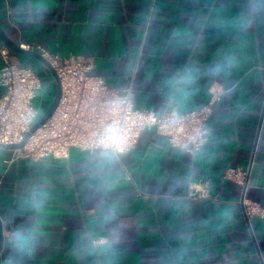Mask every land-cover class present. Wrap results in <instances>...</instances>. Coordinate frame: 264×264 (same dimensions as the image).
Returning <instances> with one entry per match:
<instances>
[{"label": "crops", "instance_id": "1", "mask_svg": "<svg viewBox=\"0 0 264 264\" xmlns=\"http://www.w3.org/2000/svg\"><path fill=\"white\" fill-rule=\"evenodd\" d=\"M0 25L20 47L92 59L157 114L226 88L195 153L153 128L119 155L0 149V263L264 264V215L248 222L242 203L264 208V0H0ZM33 59L12 49L14 63ZM237 166L251 170L245 193L222 176ZM205 178L211 197L194 198Z\"/></svg>", "mask_w": 264, "mask_h": 264}, {"label": "built area", "instance_id": "2", "mask_svg": "<svg viewBox=\"0 0 264 264\" xmlns=\"http://www.w3.org/2000/svg\"><path fill=\"white\" fill-rule=\"evenodd\" d=\"M35 50L50 61L61 81V97L55 112L35 132L18 156L38 160L43 157L68 158L72 148L91 151L111 149L116 155L131 150L145 129L153 128L157 134L190 153L199 151L208 140V123L214 105L223 99L226 88L215 84L208 101L201 107L180 112L176 108L157 114L135 104L133 85L113 86L93 72L92 59L64 58L50 53L41 45L21 44ZM3 64L0 69V143L15 144L24 140L35 121L45 112L35 104L42 81L37 72L11 60L12 49L0 44ZM249 168L228 167L223 178L248 187ZM209 178L192 182L190 194L194 198H208ZM245 216L264 215V208L243 197ZM0 264H4L1 262Z\"/></svg>", "mask_w": 264, "mask_h": 264}, {"label": "water", "instance_id": "3", "mask_svg": "<svg viewBox=\"0 0 264 264\" xmlns=\"http://www.w3.org/2000/svg\"><path fill=\"white\" fill-rule=\"evenodd\" d=\"M0 37L11 49L16 51L17 53L33 57V58L41 61L44 65H46V67L51 71V73L54 77L55 83L57 85L56 93L54 95V98H53L51 104L49 105L47 110L35 121V123L31 127L30 132H28L26 134L24 140L20 143H15V144L0 143V149H21L25 146L28 139L31 137L32 133L35 132L38 128H40L51 117V115L55 112V110L58 106L60 97H61V81H60V78L57 74L56 69L53 67V65L50 63V61L48 59H46L38 51L27 50V49L20 47V45L18 43L12 41L8 37V35L5 33V31L1 25H0ZM2 246H3V228H2V222L0 220V252H1Z\"/></svg>", "mask_w": 264, "mask_h": 264}, {"label": "rangeland", "instance_id": "4", "mask_svg": "<svg viewBox=\"0 0 264 264\" xmlns=\"http://www.w3.org/2000/svg\"><path fill=\"white\" fill-rule=\"evenodd\" d=\"M36 62L35 71L39 74L42 81V89L37 92V98L35 99L36 106L43 105V109H47L46 105L51 101V98L55 95L57 85L52 81L51 71L41 61L33 59Z\"/></svg>", "mask_w": 264, "mask_h": 264}]
</instances>
